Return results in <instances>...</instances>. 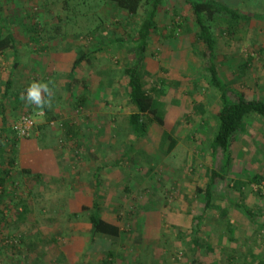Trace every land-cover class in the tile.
<instances>
[{"label": "rangeland", "instance_id": "1", "mask_svg": "<svg viewBox=\"0 0 264 264\" xmlns=\"http://www.w3.org/2000/svg\"><path fill=\"white\" fill-rule=\"evenodd\" d=\"M224 1L255 18L232 27L220 17L214 28L219 73L248 99L264 100V20L256 18L264 17V0ZM0 13L14 34L18 62L13 68L11 50L0 56V104L12 123L29 113L36 127L19 148L14 198L0 207L7 206L0 264H258L264 257V183L247 182L264 175V118L248 117L235 135L229 176L215 186V208L205 212L196 187L206 186L209 169L220 168L221 153L214 156L210 149L220 100L192 54L198 27L185 0L161 4L159 32L144 58L147 89L162 80L168 84L161 96L165 129L178 141L169 154L161 129L154 126L137 139L127 123L134 108L123 73L131 50L114 40L135 33L145 8L129 16L107 0H0ZM80 52L90 53L91 63L75 70L69 92L68 74ZM9 77L13 86L5 97ZM46 78L54 86L50 109L56 119L50 123L20 99L26 86ZM83 80L87 106L75 109ZM67 123L79 127V146L64 134ZM41 125L46 127L38 130ZM34 161L41 176L18 172ZM96 192L102 217L125 230L120 237H93L87 215H74ZM23 200L28 208L20 222ZM237 203L252 210L255 220Z\"/></svg>", "mask_w": 264, "mask_h": 264}, {"label": "trees", "instance_id": "2", "mask_svg": "<svg viewBox=\"0 0 264 264\" xmlns=\"http://www.w3.org/2000/svg\"><path fill=\"white\" fill-rule=\"evenodd\" d=\"M116 11H121L130 15H137L140 10L145 8V13L142 16L140 23L138 24L135 33L129 35L127 39L122 37L117 38V44L120 47H126L131 50V56L127 66L124 68V76L126 77V85L128 92V99L134 111H132L127 118V123L132 134L137 139H143L150 134L152 127H157L162 130V139L167 144L165 154L171 153L178 141L172 131L165 129V116L166 111L161 101V96L166 92L168 84L162 80L159 85L152 87L149 91L146 87V78L150 76V72L147 71L144 63L148 47L150 46V38L153 34L159 32V26L157 25L156 17L157 11L164 0H107ZM193 12L195 25L198 27L196 33L195 42L192 44V54L202 63V71L208 73L209 85L214 88L219 96L220 108L216 115V131L210 142V149L215 156L217 153H221L220 168L215 167L207 171V183L204 188L196 187V191L203 195L205 204V212L215 208L216 193L214 191L215 186L220 181H225L230 173L232 164V152L231 146L235 135L243 130L245 121L252 115H258L264 118V100L262 99H248L244 92L236 91L229 84H227L221 77L218 66L216 63L217 54V40L214 34V28L218 26L220 17L225 16L228 18L229 26L239 24V22H249L255 18V14L242 12L231 6L224 0H185ZM261 20H264L263 16H257ZM5 19L0 13V56H5L7 51L14 52L13 68L17 66V48L14 34L5 28ZM231 27V28H232ZM31 32L38 33L37 28H33ZM37 35V34H36ZM91 63L90 53L80 52L72 63V67L69 71L71 80H68L66 88L69 92H72L73 81L76 82L74 73L78 67ZM51 81L50 78H46L43 82ZM84 92L74 100V108H84L88 102V85L83 80ZM13 80L8 78L5 82L4 96L6 97L12 91ZM29 86V85H28ZM25 87V90L27 87ZM24 90V88H20ZM18 96V95H17ZM200 107V105H197ZM45 119L50 123L56 119V115L51 112V109H45ZM0 155H6L3 159H7L4 163L5 166L0 169V207H2L4 201L12 200L13 186L16 187L12 174L17 170V162L19 156V148L22 146V140L29 139L33 129L35 127V120L33 115L24 113L18 116V118L12 123L8 120L6 113V106L4 103L0 104ZM39 116V114H37ZM41 115V114H40ZM43 115V114H42ZM23 116H31L34 120L32 130L27 137H20L13 127L20 122ZM49 125V124H48ZM45 125L37 126V129L45 128ZM64 134L68 141L73 142L75 146H79V127L74 123H67L64 125ZM8 137V138H6ZM6 138V139H5ZM5 139V140H4ZM6 141L5 148L1 147V142ZM21 153V152H20ZM33 157V156H32ZM30 159V158H29ZM32 159V158H31ZM32 161V160H31ZM36 168H41L40 164L35 161L33 165L28 168H22L18 171L23 175L35 176L38 178L41 176L36 172ZM101 168L98 167L94 174L96 185L98 189L99 176ZM248 184L261 185L264 183V175L256 174L249 178ZM237 187L241 186L242 181L236 182ZM238 187V188H239ZM9 198V199H6ZM102 195L96 192L86 203L80 204L78 207L81 211L74 213L78 216L80 213L87 215L88 222L90 224L91 234L93 237L103 236L109 238H118L125 232L119 225L109 222L102 217ZM21 203V202H20ZM19 206L23 207V211L19 213L18 220L22 222L25 219V212L27 211V205L25 201ZM238 207L243 208L246 213L255 220V215L252 210L248 209L244 204L237 203ZM0 208V230L5 224L6 214L4 209ZM225 215V213H223ZM202 219L193 218V220ZM194 242V240H193ZM196 245V243H195ZM113 254L109 252L107 257H111ZM258 264H264V257L259 260Z\"/></svg>", "mask_w": 264, "mask_h": 264}, {"label": "clouds", "instance_id": "3", "mask_svg": "<svg viewBox=\"0 0 264 264\" xmlns=\"http://www.w3.org/2000/svg\"><path fill=\"white\" fill-rule=\"evenodd\" d=\"M50 85H52L51 81H33L29 84L26 91L21 94L20 99L30 105H34L40 112H43L45 109H50L54 96V86ZM17 132L19 135H23L25 129L18 125Z\"/></svg>", "mask_w": 264, "mask_h": 264}, {"label": "built area", "instance_id": "4", "mask_svg": "<svg viewBox=\"0 0 264 264\" xmlns=\"http://www.w3.org/2000/svg\"><path fill=\"white\" fill-rule=\"evenodd\" d=\"M20 126L22 128L25 129V132L23 135H19L18 132H17V126ZM34 125V120L31 118V116H23L20 120V122H18L14 127L13 129L17 132V134L20 136V137H27L29 136L31 130H32V127Z\"/></svg>", "mask_w": 264, "mask_h": 264}, {"label": "crops", "instance_id": "5", "mask_svg": "<svg viewBox=\"0 0 264 264\" xmlns=\"http://www.w3.org/2000/svg\"><path fill=\"white\" fill-rule=\"evenodd\" d=\"M50 157V156H49ZM51 157H53V156H51Z\"/></svg>", "mask_w": 264, "mask_h": 264}]
</instances>
